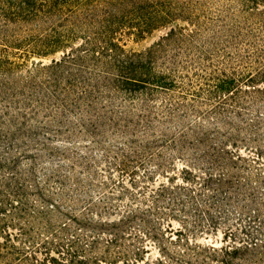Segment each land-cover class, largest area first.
<instances>
[{"label":"trees","instance_id":"trees-1","mask_svg":"<svg viewBox=\"0 0 264 264\" xmlns=\"http://www.w3.org/2000/svg\"><path fill=\"white\" fill-rule=\"evenodd\" d=\"M261 5L264 0H0V264L125 259L109 245L107 259L87 257L83 250L70 263L41 258L53 243H40L22 223L18 235L1 240L15 224L11 211L13 220L46 218L39 230L56 228L62 215L27 211L23 186L31 177L18 167L26 163L33 174L45 161V171L59 174L67 186L71 177L60 168L73 170L68 160L79 163L68 155V144L88 141L131 174L145 165L164 167L178 154L187 167H209L220 175L233 168L234 152L218 128L226 124L229 101L237 103L246 86L264 83ZM164 28L168 31L151 46L127 48L129 41ZM52 141L63 145L59 168L46 159V153L54 154ZM75 184L86 186L77 179ZM231 248L212 247L204 258L199 246L194 256L224 264Z\"/></svg>","mask_w":264,"mask_h":264},{"label":"rangeland","instance_id":"rangeland-1","mask_svg":"<svg viewBox=\"0 0 264 264\" xmlns=\"http://www.w3.org/2000/svg\"><path fill=\"white\" fill-rule=\"evenodd\" d=\"M167 31L156 30L143 40L129 41L127 48L143 50ZM243 48L241 52L245 53ZM245 89L236 98L237 103L235 99L228 102L226 124L218 128L229 144L227 150L239 155L231 156L233 168L225 175L215 174L209 167H187L179 154L170 156L164 167L150 169L145 165L131 174L122 171L112 157L93 149L88 141H76L67 145L68 155L79 163L68 160L73 170H67V165L60 168L62 175L71 177L67 186L60 184L59 174L45 171V161L44 168L38 165L33 174L26 163L18 167L24 177H31L23 186L27 211L35 216L38 212L62 215L53 232L39 230V225H47L46 218H40V223L28 218L13 220L11 211L8 218L15 224L6 227L8 232L1 233V240L9 234L18 235V223H22L30 234L36 233L40 243H53L48 256L39 253V257L53 256L67 263L81 257L82 250L87 257L107 259L104 250L109 245L114 255L125 254L117 264H134L137 260L140 264H222L212 257L201 263V258L194 256L199 246L205 249L204 258L212 247H233L224 264H264V83ZM54 142H50L54 154L45 155L59 168L57 164L64 160L63 145ZM76 179L86 186L80 189ZM161 186L165 188L162 191ZM6 195L17 206L21 204L18 196ZM116 238L117 243H108ZM59 251L64 253L60 255Z\"/></svg>","mask_w":264,"mask_h":264}]
</instances>
